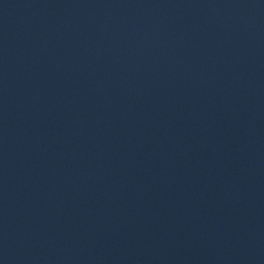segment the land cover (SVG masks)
<instances>
[{
	"label": "water",
	"instance_id": "1",
	"mask_svg": "<svg viewBox=\"0 0 264 264\" xmlns=\"http://www.w3.org/2000/svg\"><path fill=\"white\" fill-rule=\"evenodd\" d=\"M0 264H264V0H0Z\"/></svg>",
	"mask_w": 264,
	"mask_h": 264
}]
</instances>
